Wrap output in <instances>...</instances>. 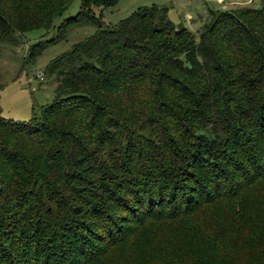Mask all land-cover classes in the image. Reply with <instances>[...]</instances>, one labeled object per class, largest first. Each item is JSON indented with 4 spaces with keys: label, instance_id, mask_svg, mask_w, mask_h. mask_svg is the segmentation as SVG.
Masks as SVG:
<instances>
[{
    "label": "trees",
    "instance_id": "trees-1",
    "mask_svg": "<svg viewBox=\"0 0 264 264\" xmlns=\"http://www.w3.org/2000/svg\"><path fill=\"white\" fill-rule=\"evenodd\" d=\"M70 1L0 0V43L53 28ZM86 1L55 26L59 36L82 21L94 33L45 66L52 100L24 122L0 116V264H96L106 252L128 264L113 251L125 226L110 210L116 202L134 219L131 232L167 222L165 209L182 224L216 203L239 230L235 200L253 182L242 174L264 178V0L208 7L195 33L159 6L102 27ZM95 1L109 9L117 0ZM122 182L128 197L108 195L105 184ZM90 215L104 226L103 246L89 235ZM207 221L177 232L198 234L194 264H264V239L228 241L221 220ZM173 247L171 264H191Z\"/></svg>",
    "mask_w": 264,
    "mask_h": 264
},
{
    "label": "rangeland",
    "instance_id": "rangeland-1",
    "mask_svg": "<svg viewBox=\"0 0 264 264\" xmlns=\"http://www.w3.org/2000/svg\"><path fill=\"white\" fill-rule=\"evenodd\" d=\"M214 1L219 5L217 6L219 8L230 5L225 3L226 0ZM259 1L254 0L250 7L258 8L260 6ZM79 5L80 0H71L60 16L54 20L53 28L35 29L18 35V40L14 44L0 43V116L2 118L18 122L27 121L36 117L39 107L52 100L55 83L51 76L46 75L45 66L50 60L67 52L71 45L84 41L94 33V27L91 24L77 21L68 24L57 36L58 32L55 26L62 20L75 16ZM150 6L165 7L167 18L174 24L181 23L182 25L187 22L184 14L189 15L195 22L197 20L196 14H200L202 9L205 10V4L202 0H117L115 5L109 9L104 7L100 9L98 1L95 0H87L83 4V8L91 13L94 18L99 19L102 27L113 26L137 9ZM195 23L189 25L190 31L194 33L197 31L195 29L201 26L202 21ZM32 46L41 47L37 48L31 58L27 60L28 49ZM38 74H41L40 80L35 79V75ZM110 137L116 139L113 134H110ZM132 157L135 156L132 154ZM242 176L244 184L250 180L253 182L249 186L246 185L245 191L235 200L238 203L237 207L242 209L245 217V222L239 230L236 229L235 223L229 219L231 216L228 217V214H224L225 209L216 203L214 207L207 209L204 218H185L182 224L174 220H166L171 212L169 209H165V221L167 222L153 223L147 219L143 222V228L131 232L137 227L133 228L135 221L125 211H121L116 202L110 206V210L117 216L120 225L124 224L125 226L122 231L121 228L115 230V234L117 232L124 234L115 244L113 251L121 253L123 255L122 260L127 259L128 264H171L175 254L173 245L177 243L179 258L184 263L194 264L202 255L200 241L195 230L203 231L200 220L205 218L210 219L213 224H217L221 220L222 225L219 232L221 237L228 241H235L240 238L255 244L260 239H264V178L255 179L246 174H242ZM124 184L125 182L116 185L105 184L104 187L108 190V195L118 193L123 197H128L129 195L125 194ZM93 217L90 215L88 217L90 220L86 218L85 221H89L87 223H90L89 226L92 229L90 233H94L89 235H97L93 236L96 238L94 244L100 247L106 244L105 238L102 237L104 226L98 219L93 221ZM139 220L141 223V215ZM224 221L226 224H223ZM182 227L186 230H195L178 235L177 232ZM157 230L161 231L160 235ZM103 242L104 244H101ZM118 260L113 253L106 252L101 259L96 261V264H119L120 261Z\"/></svg>",
    "mask_w": 264,
    "mask_h": 264
},
{
    "label": "crops",
    "instance_id": "crops-1",
    "mask_svg": "<svg viewBox=\"0 0 264 264\" xmlns=\"http://www.w3.org/2000/svg\"><path fill=\"white\" fill-rule=\"evenodd\" d=\"M254 0H226L225 3H228L226 7L219 8V6L214 0H202V2L205 4V10H200V14H196V23L193 22L194 20L191 19V17L187 14H184V17H186L187 22L183 24V26L190 31L191 24L195 23H202L206 19V8H211L212 10H223V9H235L240 7H250L253 4ZM209 5V6H208ZM215 5V6H214ZM200 27V26H199ZM197 29H195L196 31Z\"/></svg>",
    "mask_w": 264,
    "mask_h": 264
},
{
    "label": "built area",
    "instance_id": "built-area-1",
    "mask_svg": "<svg viewBox=\"0 0 264 264\" xmlns=\"http://www.w3.org/2000/svg\"><path fill=\"white\" fill-rule=\"evenodd\" d=\"M35 79H41V74L35 75Z\"/></svg>",
    "mask_w": 264,
    "mask_h": 264
}]
</instances>
